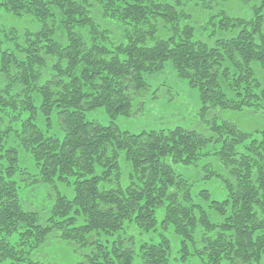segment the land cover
<instances>
[{"label": "trees", "instance_id": "1", "mask_svg": "<svg viewBox=\"0 0 264 264\" xmlns=\"http://www.w3.org/2000/svg\"><path fill=\"white\" fill-rule=\"evenodd\" d=\"M240 2L246 16L220 6L230 0H0V264H57L54 243L84 252V264H169L166 237L134 254L123 233L155 229L157 211L182 262L264 264V126L246 133L212 118L205 137L181 127L132 134L113 122L141 109L144 76L166 62L197 90L201 118L214 109L263 114L264 0ZM200 15L226 37L195 39ZM98 108L109 125L86 118ZM54 123L61 139L48 133ZM208 143L219 146L203 152ZM209 156L218 168L204 178L222 179V201L193 195L173 169ZM17 178L53 197L45 223L20 199Z\"/></svg>", "mask_w": 264, "mask_h": 264}, {"label": "rangeland", "instance_id": "2", "mask_svg": "<svg viewBox=\"0 0 264 264\" xmlns=\"http://www.w3.org/2000/svg\"><path fill=\"white\" fill-rule=\"evenodd\" d=\"M223 3V2H222ZM228 9L231 14L240 16H246L249 11V6L240 0H230V4H222ZM228 11V14L230 12ZM192 25L195 29L194 38L201 39L209 45H214L215 40L218 38L226 37V33L215 31L208 23L206 16H198L197 19H193ZM231 35H227L229 37ZM148 89L143 92L141 97L142 107L135 114L124 117L118 116L113 122L122 131H127L132 134H138L143 131L151 130H169L175 127H181L187 130H193L205 137L212 136L210 128V122L207 120L215 118L217 123L222 121L229 122L235 125L238 129L246 133H254L259 131L264 126V113L257 114L250 111L232 112L222 111L219 109L211 110L205 118H201L199 115L200 101L198 92L195 88H191L188 85L187 80L178 78L171 68L169 62L164 63L163 69L155 74L144 76ZM88 120H95L102 126L110 124V119L105 114L102 108L94 109L85 112ZM53 120L55 117L53 116ZM41 128L43 124L38 123ZM49 134L55 135L57 138H62V130L54 123ZM12 144V143H11ZM218 143H208L207 147L203 150L211 151L217 149ZM19 156L22 164L27 167L31 174L36 173V167L30 156L19 150ZM119 164L122 171V182L125 183L129 173V167L124 160V156L121 153L119 156ZM217 162L214 156L206 157L197 162L195 167L173 166L176 173L181 174L187 179L192 187L191 191L193 195H197L199 191H207L209 198L215 201H222L226 198L227 193L224 188L223 181L220 177H213L209 180L204 178L208 175V171L217 169ZM18 194L23 201L29 200V204L32 206V210L35 211L39 217V223H45L49 217V212L53 202V197L43 184L36 186L28 185L27 181H21L17 178ZM56 192L68 198L72 197V188L63 184L56 183ZM197 201L206 207V203L197 199ZM211 219L218 220L214 213H209ZM162 212H156L157 225L155 229L146 233L138 229L135 226L124 227V235L131 237L132 244L130 248L133 253L136 254L139 249V245L143 242L155 243L164 236L170 243V258L169 264H201L197 258L188 257L185 262L180 259V240L175 236L171 230L163 229L161 227ZM49 257L53 262L57 264H84V252L76 250L74 246H64L59 243H54L48 248ZM135 264H137L135 262ZM231 264V263H222Z\"/></svg>", "mask_w": 264, "mask_h": 264}]
</instances>
